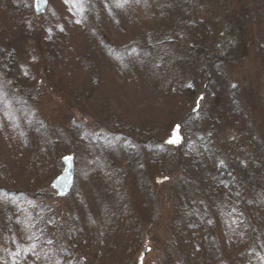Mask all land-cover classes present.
<instances>
[{"label":"rangeland","instance_id":"rangeland-1","mask_svg":"<svg viewBox=\"0 0 264 264\" xmlns=\"http://www.w3.org/2000/svg\"><path fill=\"white\" fill-rule=\"evenodd\" d=\"M191 1L0 0V264H264V0Z\"/></svg>","mask_w":264,"mask_h":264},{"label":"water","instance_id":"water-1","mask_svg":"<svg viewBox=\"0 0 264 264\" xmlns=\"http://www.w3.org/2000/svg\"><path fill=\"white\" fill-rule=\"evenodd\" d=\"M49 0H34L33 7L37 15L42 14ZM64 170L52 182L51 186L55 190L58 197H65L74 186V158L67 156L62 159Z\"/></svg>","mask_w":264,"mask_h":264},{"label":"trees","instance_id":"trees-1","mask_svg":"<svg viewBox=\"0 0 264 264\" xmlns=\"http://www.w3.org/2000/svg\"><path fill=\"white\" fill-rule=\"evenodd\" d=\"M193 2H195V0H192L191 1V3H193ZM193 5H194V7L199 11V12H202V11H204V6L202 5H196V3H193ZM242 12H245V13H248V15H247V17H249L251 14H252V12H250L249 11V9L246 7V6H244L243 7V11ZM239 17H240V19H243V21H245L246 20V17H244L243 15H239ZM237 19V18H236ZM204 20H206V19H200V21H204ZM190 23V25H198L196 22L194 23L193 21H191V22H189ZM198 26H201V24H199ZM202 27V26H201ZM168 31H166V33H167ZM164 34V33H163ZM169 42H171V40H169ZM220 171V170H219ZM226 178V173L225 172H223V175H222V178ZM243 226V228H245L244 230H246V229H248V227H247V224L245 225V224H243L242 225ZM42 251V250H41Z\"/></svg>","mask_w":264,"mask_h":264},{"label":"snow or ice","instance_id":"snow-or-ice-1","mask_svg":"<svg viewBox=\"0 0 264 264\" xmlns=\"http://www.w3.org/2000/svg\"><path fill=\"white\" fill-rule=\"evenodd\" d=\"M169 142L170 143H178L179 142V137H176L175 139L170 140ZM49 243H51V241H49Z\"/></svg>","mask_w":264,"mask_h":264}]
</instances>
